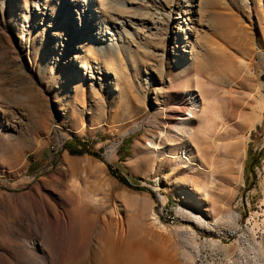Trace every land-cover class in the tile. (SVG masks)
<instances>
[{"label": "rangeland", "instance_id": "obj_1", "mask_svg": "<svg viewBox=\"0 0 264 264\" xmlns=\"http://www.w3.org/2000/svg\"><path fill=\"white\" fill-rule=\"evenodd\" d=\"M2 1L0 264H264V0Z\"/></svg>", "mask_w": 264, "mask_h": 264}, {"label": "bare ground", "instance_id": "obj_2", "mask_svg": "<svg viewBox=\"0 0 264 264\" xmlns=\"http://www.w3.org/2000/svg\"><path fill=\"white\" fill-rule=\"evenodd\" d=\"M2 4L3 1L0 0V12H1ZM100 6L101 4H99V9H100L99 11H95L94 7L88 5H85L83 8L79 9L81 13L79 16L80 19L78 18L80 23V30L88 37H91L93 33L92 32L93 29L95 30V28L98 27L99 25L98 20L102 15L101 13L109 12L107 9H106L107 11H101ZM87 17L91 20L87 19ZM106 34H110V33L106 32ZM101 35H103V32ZM188 95L190 99V107L193 110H195L198 105L197 96L194 93H189ZM175 118H176L175 120L180 123L179 126L185 129L187 124L191 122V120L194 118V115L192 112L189 111L187 116L184 117L177 116ZM2 121L3 118L2 115L0 114V122ZM176 130H177L176 135L181 139L182 135L181 133H179L180 128H177ZM183 132L185 133V130ZM200 132L201 135H207L209 133V130L206 126ZM156 149L162 151L163 148H160V146H158ZM188 152L189 150L183 149L182 152L179 154V156L174 155L172 158L177 160L179 159L181 161L185 160L190 164V166H194L191 160L187 158ZM195 214L197 215V213ZM96 251H97V255L100 258V261L98 263H95L93 260L88 261L86 260L85 257H83L84 259L78 261V264H163V261L159 259V257L157 256V250L154 249L152 246H149V244L142 242H138V243L137 242L136 243L104 242L103 245L99 246L98 250Z\"/></svg>", "mask_w": 264, "mask_h": 264}, {"label": "trees", "instance_id": "obj_3", "mask_svg": "<svg viewBox=\"0 0 264 264\" xmlns=\"http://www.w3.org/2000/svg\"><path fill=\"white\" fill-rule=\"evenodd\" d=\"M84 145V144H83ZM84 147L86 148V145H84ZM65 149L68 150L69 154L71 155H80V154H83L85 153L84 151L80 150V151H77V150H73V149H70L68 147H65ZM87 149V148H86ZM122 183H124L125 185H128L127 182L125 180H121Z\"/></svg>", "mask_w": 264, "mask_h": 264}]
</instances>
